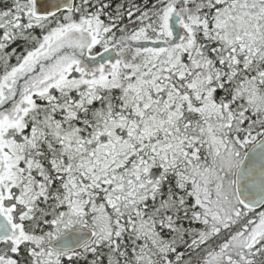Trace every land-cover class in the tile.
I'll return each mask as SVG.
<instances>
[{
	"label": "snow or ice",
	"instance_id": "6c2138e0",
	"mask_svg": "<svg viewBox=\"0 0 264 264\" xmlns=\"http://www.w3.org/2000/svg\"><path fill=\"white\" fill-rule=\"evenodd\" d=\"M0 264H264V0H0Z\"/></svg>",
	"mask_w": 264,
	"mask_h": 264
}]
</instances>
